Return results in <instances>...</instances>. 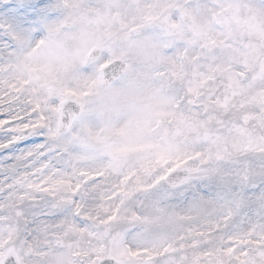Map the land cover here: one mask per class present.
Wrapping results in <instances>:
<instances>
[{"label": "snow or ice", "instance_id": "obj_1", "mask_svg": "<svg viewBox=\"0 0 264 264\" xmlns=\"http://www.w3.org/2000/svg\"><path fill=\"white\" fill-rule=\"evenodd\" d=\"M0 264H264V0H0Z\"/></svg>", "mask_w": 264, "mask_h": 264}]
</instances>
